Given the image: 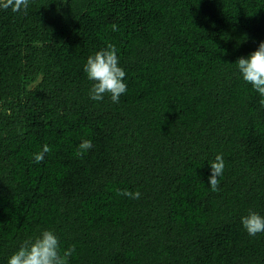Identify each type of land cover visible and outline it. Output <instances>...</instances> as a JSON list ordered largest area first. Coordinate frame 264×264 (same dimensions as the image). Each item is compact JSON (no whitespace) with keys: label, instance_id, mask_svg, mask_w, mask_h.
I'll use <instances>...</instances> for the list:
<instances>
[{"label":"trees","instance_id":"trees-1","mask_svg":"<svg viewBox=\"0 0 264 264\" xmlns=\"http://www.w3.org/2000/svg\"><path fill=\"white\" fill-rule=\"evenodd\" d=\"M261 41L264 0L0 9V264L45 229L75 245L69 264H264V232L241 223L264 216V97L235 63ZM107 43L126 73L119 103L92 100L83 71Z\"/></svg>","mask_w":264,"mask_h":264},{"label":"clouds","instance_id":"clouds-1","mask_svg":"<svg viewBox=\"0 0 264 264\" xmlns=\"http://www.w3.org/2000/svg\"><path fill=\"white\" fill-rule=\"evenodd\" d=\"M29 0H0V9H11L13 12L27 11ZM112 30L117 31L118 26L112 25ZM118 49L112 43H107L94 54L87 57L83 71L87 78L93 81L89 96L92 100L100 101L107 94L113 103H119L121 95L127 92L125 70L120 66ZM245 82L264 97V41L259 42L258 47L247 57L241 56L235 62ZM264 106V99L260 101ZM92 147L89 139H83L78 146L76 155H83ZM52 151V148L44 144L40 151L34 154V163H42L45 155ZM225 168V160L222 154H217L210 162L211 174L208 178L209 186L213 192L220 190L219 177L222 176ZM118 195L127 196L132 199H139V191L127 189L118 190ZM241 223L250 236L264 232V216L256 211L249 210L246 216L241 218ZM75 245L61 250L59 239L51 229L42 230L38 236L25 240L17 251L8 259V264H69L70 258L75 253Z\"/></svg>","mask_w":264,"mask_h":264}]
</instances>
